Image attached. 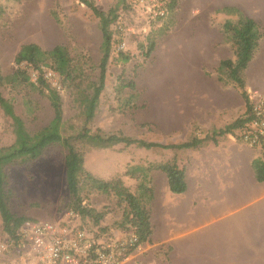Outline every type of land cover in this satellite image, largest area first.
I'll use <instances>...</instances> for the list:
<instances>
[{"label": "rangeland", "instance_id": "374dc122", "mask_svg": "<svg viewBox=\"0 0 264 264\" xmlns=\"http://www.w3.org/2000/svg\"><path fill=\"white\" fill-rule=\"evenodd\" d=\"M94 2L98 8L108 10L116 0ZM127 2L118 9L117 20L124 28H130L124 32V54L128 55V60L116 56L108 60L104 87L94 103L92 121L88 124L92 129L100 127L105 132H121L161 143L188 139L194 132V125L178 128L172 126L171 118H185L186 113L181 107L186 96L195 102L203 100L205 95L200 90L203 85L222 84L217 79L216 66L221 59L234 58L230 42L223 38L221 25L226 19L235 21L237 15L217 11L224 6L238 8L260 26L262 37L244 70V76L249 94L255 89H264V0H177L172 10L160 19H149L135 2ZM0 6L2 75H12L17 69L14 56L21 44L34 42L42 49H50L57 44L66 47L78 77L60 82L61 134L76 133L84 124V114L89 110L99 83L102 36L98 18L79 0H0ZM150 38L155 46L146 56L145 48L141 51L138 44H146ZM21 66L24 68L23 63ZM122 71L126 78L134 80L135 88H125L118 100L115 97L116 77ZM228 83L232 84L229 80L225 84ZM0 91L13 101L16 113L22 117L29 132L42 128L52 118L47 97L25 80L19 78L0 84ZM131 94L134 97L125 102ZM242 104L237 89V106ZM172 108L175 109L173 113ZM239 109L242 108H238V117L243 115L245 108L243 111ZM13 139L11 120L0 108V146L12 143ZM234 139L244 144L240 139ZM84 149V167L87 170L107 180L118 176L133 192L138 181L123 174L126 168L146 165L148 161H164L181 152L178 149H145L123 144L110 148L85 146ZM253 149V159L264 160L260 148ZM64 156V147L55 144L33 161L7 166L12 213L51 220L66 215L69 210L63 207L67 196ZM250 199L247 206L255 202L253 197ZM88 204L96 210L105 207L106 213L99 226L113 236L125 234L117 226L122 207L116 205L114 196L92 192ZM251 221L252 218L248 219V223ZM82 223L93 231L97 229L88 217L83 218ZM4 235L0 220V240ZM168 250L166 246L157 248L142 243L122 264H146L154 258L166 261Z\"/></svg>", "mask_w": 264, "mask_h": 264}, {"label": "trees", "instance_id": "16d2710c", "mask_svg": "<svg viewBox=\"0 0 264 264\" xmlns=\"http://www.w3.org/2000/svg\"><path fill=\"white\" fill-rule=\"evenodd\" d=\"M79 1L87 6L92 14L98 18L102 36L99 83L95 87V93L90 102L89 110L84 114V124L79 131L67 136L61 134L63 124L61 97L59 92L43 78L39 67L41 64H44L53 69L57 73L61 83L62 81H72L78 77L71 66L70 57L65 46L57 44L50 49H42L34 42L21 44L14 56V62L18 65L17 69L12 75H2L0 73V84L11 83L21 78V80H25L31 86L38 89L49 100L53 112L52 118L45 126L31 133L27 130L22 117L16 113L13 101L5 97L0 91V108L3 114L10 118L12 133L14 135L12 143L0 146V220L2 230L5 232L4 237L15 241L18 237L17 229L19 225L29 218L24 215L17 216L9 208V199L12 196V191L8 187L7 166L33 161L40 157L49 146L61 144L65 149L64 179L67 189V196L63 207L77 213L81 221L85 217L90 218L93 224L97 225V229L94 231L96 237L98 234L111 235L110 232L99 226V222L104 218L106 213L105 207L101 210H96L88 204V199L92 192L111 194L115 197L116 205L122 207L121 219L118 221L117 226L120 227L122 233L133 231L137 235L136 247L139 244L147 242L152 232L149 203L153 197V188L150 184L151 178L149 172L151 170L162 171L166 175L169 190L172 193H182L186 190L184 166L178 164L176 155L164 161H148L146 165L129 166L123 174L138 181L135 186L136 191L133 192L124 185L122 179L118 176L107 180L97 177L87 170L84 167V147L110 148L123 144L124 146L134 145L145 149H195L203 146L207 141L216 143L217 137L226 134L234 135V137L239 139V131L248 119V112L250 110L249 93L245 86L244 70L256 52L262 32L255 19L244 14L234 6H224L217 10L218 12L237 15L235 21L226 19L221 25L223 38L225 41L230 42L234 58L221 59L216 67V72L218 73L217 79L222 84H225L229 80L238 89L245 106L243 115L222 128L211 130V132L203 131L198 134L196 133L198 127L194 125V132L188 139L179 142L161 143L125 135L121 132H105L100 127L92 129L88 126L92 121L94 103L104 87L108 60L112 56L120 57L125 61L128 60V55L124 54L126 50L118 52L112 50L114 43L120 42L124 36L122 32L114 28L113 24L117 21L118 9L127 0H116L114 6L108 10L98 8L94 0ZM176 1L171 0L169 11L175 6ZM1 12L2 8L0 6V14ZM154 46L155 42L151 38L148 39L146 44H138L141 51L145 48L146 56L153 50ZM22 63L24 68L22 66L19 67ZM28 68L37 71L35 81L30 79ZM116 80L115 97L118 100L125 88H135L134 80L126 78L123 71L117 75ZM133 97L134 95L131 94L125 102ZM253 148H260L264 156V144ZM251 166L255 179L260 182L264 181V160L253 159ZM130 251H133V249Z\"/></svg>", "mask_w": 264, "mask_h": 264}, {"label": "crops", "instance_id": "0c3cea01", "mask_svg": "<svg viewBox=\"0 0 264 264\" xmlns=\"http://www.w3.org/2000/svg\"><path fill=\"white\" fill-rule=\"evenodd\" d=\"M200 90L203 100L183 97L185 118H171L172 126L196 125L201 128L196 133L209 132L232 122L238 108H245L243 99L237 106V89L231 83ZM233 136L172 154L185 168L182 193L169 190L162 171L149 172L152 232L144 243L169 250L166 261L154 258L146 264H264V181H257L252 170L254 149ZM251 197L255 202L247 206Z\"/></svg>", "mask_w": 264, "mask_h": 264}, {"label": "built area", "instance_id": "2783aa9c", "mask_svg": "<svg viewBox=\"0 0 264 264\" xmlns=\"http://www.w3.org/2000/svg\"><path fill=\"white\" fill-rule=\"evenodd\" d=\"M135 2L149 19H160L169 13L171 0H131ZM120 20L113 25L125 35ZM125 38L114 43L112 50L125 49ZM43 78L57 91L61 89L57 73L41 64ZM32 81L37 71L28 68ZM250 110L248 119L239 131V139L253 148L264 144V89L253 90L249 94ZM17 239L4 237L0 240L1 264H122L136 249L137 235L127 232L123 235L98 234L84 226L77 213L68 211L60 219L24 220L17 229ZM130 251V253H129Z\"/></svg>", "mask_w": 264, "mask_h": 264}]
</instances>
